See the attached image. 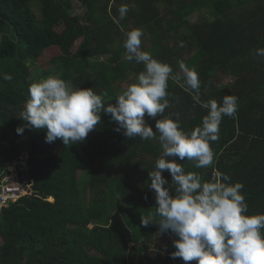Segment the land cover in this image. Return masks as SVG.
I'll use <instances>...</instances> for the list:
<instances>
[{
	"label": "trees",
	"instance_id": "1",
	"mask_svg": "<svg viewBox=\"0 0 264 264\" xmlns=\"http://www.w3.org/2000/svg\"><path fill=\"white\" fill-rule=\"evenodd\" d=\"M203 12L212 19L189 22ZM137 28L144 32L142 50L151 48L179 78L168 81L170 107L155 119L146 115L147 123L155 131L157 119L179 114L191 131L208 114L194 101L180 62L199 74L201 101L238 97L235 116L223 117L219 140L211 143L214 163H181L204 181L218 171L242 183L248 214H264V56L256 54L264 49V0H0V178L27 155L22 176L33 191L0 211V264H184L170 258L174 235L159 236L157 226L140 224L141 216L155 212L148 172L162 152L158 140L129 139L103 113L76 145L60 138L48 143L43 129L16 133L27 123L20 118L29 86L41 73H53L36 69L38 60L55 47L62 54L49 65L57 76L115 105L144 70L126 59L123 47L126 33ZM101 57L106 61L95 71L92 64ZM218 75L227 84L215 85ZM164 176L171 182L169 173Z\"/></svg>",
	"mask_w": 264,
	"mask_h": 264
},
{
	"label": "clouds",
	"instance_id": "2",
	"mask_svg": "<svg viewBox=\"0 0 264 264\" xmlns=\"http://www.w3.org/2000/svg\"><path fill=\"white\" fill-rule=\"evenodd\" d=\"M127 12L128 7L121 6L120 19ZM143 36V30L138 28L126 33L123 44L126 59L142 63L144 70L137 75L136 83L116 97L115 105L105 106V94H97L92 88L74 89L71 81L50 76L29 86V98L20 118L27 123L17 127L16 133L22 135L25 127L43 129L48 143L60 138L65 145H76L97 128L102 113L110 114L117 125L116 132L122 131L129 139H156L160 144L161 155L155 161L154 170L148 172L149 188L155 193V212L141 216L140 224L145 228L157 226L159 236L176 237L172 240L176 250L170 253V258H180L184 264L192 261L196 264H264V214H248V204L242 194L244 185L232 184L230 176L218 171L214 179L204 181L200 174L186 172L181 163L193 162L195 168H208L214 163L211 143L219 140L223 117L235 116L238 97L225 95L222 102L201 101L199 74L180 62L186 85L196 93L194 101L207 109L208 114L191 131L183 129L179 114L175 119L171 116L157 119L153 131L145 117L155 119L170 107L168 81L179 78L173 75L169 64L142 50ZM256 54L264 56V49H257ZM4 79L12 77L5 75ZM12 167L1 177L13 172L18 184L28 193L24 198H31V184L22 185L18 179L23 168L14 166L13 171ZM165 172L170 174L171 182L164 176Z\"/></svg>",
	"mask_w": 264,
	"mask_h": 264
},
{
	"label": "rangeland",
	"instance_id": "3",
	"mask_svg": "<svg viewBox=\"0 0 264 264\" xmlns=\"http://www.w3.org/2000/svg\"><path fill=\"white\" fill-rule=\"evenodd\" d=\"M74 7H75V9H76V13H77L78 15H81V14H82V11L79 9V8H80V5H79V4H75ZM33 10H34V12H35V13L38 15V17H39V10H38V8L35 7ZM200 16L205 17V18L210 19V20L212 19L211 17H208V15L206 14V12H203L202 14H197V15L191 17V18L189 19V22H190L191 24H195V23H197L198 18H199ZM115 22H117V20H116ZM87 23H88V22H87ZM166 43H167V41H165L164 44H166ZM171 45H172V44H171ZM170 47H171V46H170ZM150 49H151V48H148L147 52H149ZM150 53H151V52H150ZM61 54H62L61 49H59V48H57V47L45 51V53L42 55V57L38 60V66L36 67V69H40V71H41V69H43V70H45L46 74H47L48 71L52 70L53 73H52L51 75H49L48 77H50V76H57V73H56L57 70L55 69V67H52V66H50L49 64H50L51 62H53L56 58H58L59 56H61ZM105 61H106V58L101 57V58L97 59V61L93 62L92 67L95 69V71H99V70L102 68V66L104 65V62H105ZM41 67H42V68H41ZM180 72H182V70H181ZM55 73H56V74H55ZM48 77H46V76L43 77V76H42V73H41V76H40L39 78H37L35 82H36V83H37V82H40L42 79H45V78H48ZM225 79H226V76H224V75H218L217 78H216V82L214 81V84H215V85H218L219 83L227 84V79H226V80H225ZM25 156H26V157H23V158L20 159V162H19V163L14 164V166H15V167H17V166H21V167L23 168V170H25L26 167H27V165H28V156H27V155H25ZM14 166H13V167H12V166H7V168L10 169V167H12L11 170L15 171V167H14ZM6 171H7V169H6ZM5 173H6V172H5ZM16 179H17V178H16ZM18 179H19V178H18ZM30 187H31V186H30ZM31 195H32V193H31ZM31 195H30V196H31ZM153 251H155L154 253H156L157 250L154 249Z\"/></svg>",
	"mask_w": 264,
	"mask_h": 264
},
{
	"label": "built area",
	"instance_id": "4",
	"mask_svg": "<svg viewBox=\"0 0 264 264\" xmlns=\"http://www.w3.org/2000/svg\"><path fill=\"white\" fill-rule=\"evenodd\" d=\"M28 195L27 191L18 184L13 172L0 178V211L17 203Z\"/></svg>",
	"mask_w": 264,
	"mask_h": 264
},
{
	"label": "water",
	"instance_id": "5",
	"mask_svg": "<svg viewBox=\"0 0 264 264\" xmlns=\"http://www.w3.org/2000/svg\"><path fill=\"white\" fill-rule=\"evenodd\" d=\"M24 157H26V156H24ZM18 178L20 179V184L25 185V182H24V180H23L22 173H19V174H18Z\"/></svg>",
	"mask_w": 264,
	"mask_h": 264
},
{
	"label": "crops",
	"instance_id": "6",
	"mask_svg": "<svg viewBox=\"0 0 264 264\" xmlns=\"http://www.w3.org/2000/svg\"><path fill=\"white\" fill-rule=\"evenodd\" d=\"M148 17H150V15L147 14Z\"/></svg>",
	"mask_w": 264,
	"mask_h": 264
}]
</instances>
